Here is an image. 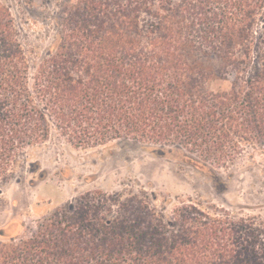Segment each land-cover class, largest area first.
<instances>
[{"label":"trees","instance_id":"trees-1","mask_svg":"<svg viewBox=\"0 0 264 264\" xmlns=\"http://www.w3.org/2000/svg\"><path fill=\"white\" fill-rule=\"evenodd\" d=\"M60 4L32 60L0 0V194L53 138L176 148L207 172L264 151V0ZM217 79L230 87L213 90ZM156 198L90 191L0 242V264H264L263 222L194 197L167 214Z\"/></svg>","mask_w":264,"mask_h":264},{"label":"rangeland","instance_id":"rangeland-1","mask_svg":"<svg viewBox=\"0 0 264 264\" xmlns=\"http://www.w3.org/2000/svg\"><path fill=\"white\" fill-rule=\"evenodd\" d=\"M3 1L12 11L30 58L44 56L56 32L52 16L68 0H35L31 6L22 0ZM210 87L228 89L230 82L217 79ZM141 189L155 194L154 202L166 206L167 214L179 199L194 197L206 207L224 208L237 218L264 223V151L244 156L229 168L207 172L186 163L176 148L123 140L76 149L53 138L30 148L23 167L3 188L0 242L29 237L39 220L90 191Z\"/></svg>","mask_w":264,"mask_h":264}]
</instances>
